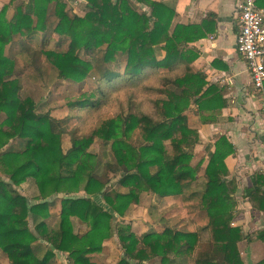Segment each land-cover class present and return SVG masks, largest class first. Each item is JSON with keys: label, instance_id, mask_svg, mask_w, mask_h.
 Listing matches in <instances>:
<instances>
[{"label": "trees", "instance_id": "1", "mask_svg": "<svg viewBox=\"0 0 264 264\" xmlns=\"http://www.w3.org/2000/svg\"><path fill=\"white\" fill-rule=\"evenodd\" d=\"M18 1L4 0L0 8V252L8 264H62L61 256L65 264H93L88 255L100 253L114 235L122 251L116 264H244L239 245L250 235L232 226L238 185L225 165L233 145L221 136L205 148L200 179L201 163L191 164L200 139L188 113L206 124L226 106L194 66V44L213 33L211 15L172 27L175 11L151 0H83V17L66 11L63 0L14 5ZM256 5L264 9V0ZM50 17L58 20L53 28ZM17 61L42 82L51 70L74 85L93 77L95 89L66 91L64 106L71 111L97 109L104 86L138 88L153 80L143 92L157 98L150 101L152 113H121L77 136L50 108L42 111L21 96ZM97 61L103 65L99 73ZM134 133L138 143L132 142ZM64 136L71 144L65 152ZM95 138L110 143L113 162L101 165L88 151ZM25 184L34 188L31 200L16 190ZM142 195L183 197L205 215V223L185 232L162 216L161 230L137 235L124 221ZM243 198L253 218L264 215L263 171L250 177ZM52 217L56 222L49 225ZM73 219L86 226L85 233L74 232ZM255 239L264 243V228Z\"/></svg>", "mask_w": 264, "mask_h": 264}, {"label": "crops", "instance_id": "2", "mask_svg": "<svg viewBox=\"0 0 264 264\" xmlns=\"http://www.w3.org/2000/svg\"><path fill=\"white\" fill-rule=\"evenodd\" d=\"M151 1L165 3L175 11L172 27L176 24L196 25L207 19V15H211L213 23L210 26L213 33L194 44L199 52V58L194 66L206 75L210 84L217 87L226 100V106L216 112L213 120L206 124H201L198 116L188 113L189 125L197 130L200 139L191 164L201 163L197 174L200 179L207 162L205 148L213 145L221 136L228 139L234 147V154L226 158L225 165L229 179L236 180L238 185L234 195L237 202V218L232 225L241 228L242 231L250 230L253 226L256 232L259 227L264 226V215L252 217L251 206L243 198V190L250 187V177L255 172H264V134L259 125L258 105L246 64L236 50L237 7L240 0ZM2 4L4 0H0V8ZM261 10L264 12V9ZM210 150L213 151V146ZM158 200H161L159 203L169 206L175 200L185 202L183 197ZM170 208L173 210V207ZM198 212L201 215L200 220H204L205 215ZM167 220V217L163 220L165 224ZM158 230H161V227ZM252 255L256 258L257 252H252ZM5 264L8 262L5 261Z\"/></svg>", "mask_w": 264, "mask_h": 264}, {"label": "rangeland", "instance_id": "3", "mask_svg": "<svg viewBox=\"0 0 264 264\" xmlns=\"http://www.w3.org/2000/svg\"><path fill=\"white\" fill-rule=\"evenodd\" d=\"M63 1L66 4V11L80 17L84 16L86 2L83 0ZM18 3H20V0L14 5H17ZM7 14L10 17L12 11H8ZM57 21L58 20L55 17H50L47 20V25L50 28H53ZM102 69V62L97 61V73L102 72ZM16 71L22 77L23 89L21 91V96L23 98L30 97L37 105L42 106V111L50 108L51 115L54 118L63 119L62 121H65V126L68 128V131H75L77 136L90 134V132L95 130L104 120L115 117L121 113H134L138 111L152 113L150 101L157 98L156 94L147 91L145 93L143 92L144 86L155 85L153 80L143 83L141 86H138V88L130 86L108 88L104 86L103 100L97 109L90 112H87L86 109L80 112H77L76 110L71 111L64 106L63 98L68 95L66 91L81 94L91 89H95L97 85L93 77L87 78V80L80 85H74L66 81L58 80L55 71L51 70L49 71L46 81L42 82L37 75L30 74L33 71V68L25 66L19 61H17ZM135 134L136 133H134L133 136ZM132 142L138 143L136 135L132 138ZM62 143L65 152L71 145L69 136H64ZM88 151L97 157L101 165L113 162L110 143H104L99 138H95ZM198 158L199 157H197V159ZM111 183H114V180ZM16 190L29 200H31L30 198L34 193V188L29 184L20 186L16 188ZM94 201L98 205L106 208L100 198H94ZM159 201L161 200H158L156 197L142 195L138 206L134 207L127 213L124 223L130 224L132 231L137 235H141L151 230L160 229L162 216L164 219L167 217V225L176 230L185 232H192L205 223L204 220H200V213L195 207H192L190 203L187 204L181 200H175L169 206L161 204ZM170 207H173V210H171ZM55 222L56 219L52 217L48 221V224L53 225ZM259 222L261 223V221ZM73 226L74 232L77 234H83L87 230L86 226L82 225L76 219H73ZM30 227L32 229V226ZM261 228H264V226L259 227V229ZM254 231L253 226L250 227V230L245 229L242 231L243 234L249 233L250 235L248 242H243L239 245L240 255L242 256L244 264H255V261L258 262L264 257V243L258 242L255 239L256 232ZM254 251L257 252L256 258L252 255V252ZM121 253L122 251L118 243V238L114 235L103 243L100 253L91 254L88 255V257L93 264H116ZM59 256L61 255L59 254ZM5 261H7L5 255L0 252V264H5ZM60 261L62 264H65L64 257L61 256ZM150 264H157V262L154 261Z\"/></svg>", "mask_w": 264, "mask_h": 264}, {"label": "built area", "instance_id": "4", "mask_svg": "<svg viewBox=\"0 0 264 264\" xmlns=\"http://www.w3.org/2000/svg\"><path fill=\"white\" fill-rule=\"evenodd\" d=\"M256 3L240 0L238 4L236 50L246 64L264 134V12Z\"/></svg>", "mask_w": 264, "mask_h": 264}]
</instances>
